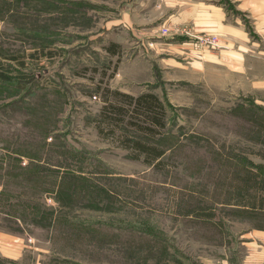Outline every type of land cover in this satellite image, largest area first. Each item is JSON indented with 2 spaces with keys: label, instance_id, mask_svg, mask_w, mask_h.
<instances>
[{
  "label": "rangeland",
  "instance_id": "obj_1",
  "mask_svg": "<svg viewBox=\"0 0 264 264\" xmlns=\"http://www.w3.org/2000/svg\"><path fill=\"white\" fill-rule=\"evenodd\" d=\"M120 1L2 11L0 264H264V215L234 204L264 184V89L217 63L193 82L131 80L132 38L108 21ZM35 48L55 55L28 57ZM22 53L24 66L6 59ZM99 86L159 96L167 126L144 138L164 147L160 167L108 133Z\"/></svg>",
  "mask_w": 264,
  "mask_h": 264
},
{
  "label": "crops",
  "instance_id": "obj_2",
  "mask_svg": "<svg viewBox=\"0 0 264 264\" xmlns=\"http://www.w3.org/2000/svg\"><path fill=\"white\" fill-rule=\"evenodd\" d=\"M118 7L108 21L116 33L132 38L137 57L130 61L131 80L173 81L175 72L179 81L193 82L217 63L264 89V69L259 70L264 68V0H121ZM185 29L218 36L221 48H196ZM165 51L179 54L167 57ZM154 54L160 58L156 62Z\"/></svg>",
  "mask_w": 264,
  "mask_h": 264
},
{
  "label": "trees",
  "instance_id": "obj_3",
  "mask_svg": "<svg viewBox=\"0 0 264 264\" xmlns=\"http://www.w3.org/2000/svg\"><path fill=\"white\" fill-rule=\"evenodd\" d=\"M2 11L10 12L9 16L12 17L15 13H18V6L13 3V0H0V19L7 20L6 12ZM25 12L28 15L29 7L26 6ZM119 47V44L111 43L106 47V50L111 55H116L119 53V50L117 51ZM41 55L53 57L55 53L51 48H35L34 52L27 56L34 58L41 57ZM27 56L22 53L8 55L6 59L15 60L24 66L25 62L21 60V57L26 60ZM0 77L5 79V74L1 72ZM96 90L105 103L100 117L108 125V133L119 135L120 144L131 152L132 158L142 159L148 165L160 167L164 162L163 159L166 153L164 147L151 143L144 138V136L149 138L158 137L167 126L166 108L159 96L153 92H144L138 96H133L108 86H99ZM117 129H121L120 134ZM130 129L141 134V137L132 136L129 133ZM240 197L241 199L234 203L235 205L245 206L246 209L258 211L264 215V184L244 190ZM71 200L72 198L67 190L62 189L59 191L58 201L62 206L70 205Z\"/></svg>",
  "mask_w": 264,
  "mask_h": 264
},
{
  "label": "built area",
  "instance_id": "obj_4",
  "mask_svg": "<svg viewBox=\"0 0 264 264\" xmlns=\"http://www.w3.org/2000/svg\"><path fill=\"white\" fill-rule=\"evenodd\" d=\"M164 32H167L168 29L165 28L163 30ZM186 36L192 37L193 42L196 46H202V47H214V48H219L221 47L219 38L216 35H194L191 33L189 29H185L183 32Z\"/></svg>",
  "mask_w": 264,
  "mask_h": 264
}]
</instances>
